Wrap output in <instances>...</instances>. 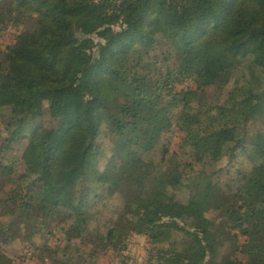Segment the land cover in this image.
Masks as SVG:
<instances>
[{
    "label": "trees",
    "instance_id": "16d2710c",
    "mask_svg": "<svg viewBox=\"0 0 264 264\" xmlns=\"http://www.w3.org/2000/svg\"><path fill=\"white\" fill-rule=\"evenodd\" d=\"M8 14L0 264L16 244L129 264L134 235L143 264H264V0H0Z\"/></svg>",
    "mask_w": 264,
    "mask_h": 264
},
{
    "label": "rangeland",
    "instance_id": "374dc122",
    "mask_svg": "<svg viewBox=\"0 0 264 264\" xmlns=\"http://www.w3.org/2000/svg\"><path fill=\"white\" fill-rule=\"evenodd\" d=\"M22 25H19L15 22L14 18L11 17L9 14L5 16V18H2L0 20V45L2 49H5L6 46L13 44L17 36L20 34L22 30ZM161 39V46L163 48H169L170 46L176 47L178 44L176 41H171L166 38V35L161 33L160 36ZM212 42L211 45V52H214V57L219 56L222 52V49L224 47V44L226 43V37L223 34H219L217 37H210L208 38ZM213 49V51H212ZM185 86V85H184ZM182 86V87H184ZM191 87H195L196 85L194 83L190 84ZM180 135L176 134V138H173L172 142V150L178 151L180 148ZM29 150H31L29 148ZM27 157L31 158L32 155L28 154L26 149L13 147V149L9 152L7 159L8 161H13L18 159L19 157ZM1 189V188H0ZM94 197V194H92V198ZM222 205V201H218L213 206V213L218 212L219 206ZM233 233H239L238 231H233ZM52 240V245L57 244V240ZM62 244L65 245L66 238L63 236L62 238ZM247 240L246 236H244L242 233H239V243L242 245ZM149 247L148 241L146 237L140 236V235H134L131 237L129 248L126 250L125 254L126 256H129V264L137 263V264H143L145 263V259L147 256V249ZM77 253V251H76ZM114 253V254H113ZM111 252L110 254L103 255L101 257L100 262L102 264H116L119 262V256L115 254V252ZM10 256L13 258L14 262L16 264H39L37 259L32 258V253L25 251L24 247L20 244L13 245L9 250ZM230 255V254H228ZM226 255V257L228 256ZM237 257H242L241 253H237Z\"/></svg>",
    "mask_w": 264,
    "mask_h": 264
}]
</instances>
